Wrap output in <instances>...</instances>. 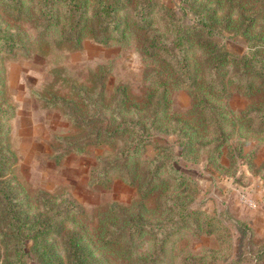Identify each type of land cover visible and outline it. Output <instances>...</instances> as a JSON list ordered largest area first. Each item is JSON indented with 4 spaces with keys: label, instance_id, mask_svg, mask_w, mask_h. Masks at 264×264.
<instances>
[{
    "label": "rangeland",
    "instance_id": "rangeland-1",
    "mask_svg": "<svg viewBox=\"0 0 264 264\" xmlns=\"http://www.w3.org/2000/svg\"><path fill=\"white\" fill-rule=\"evenodd\" d=\"M95 1L0 0L19 44L0 49V264H46L12 231L46 201L75 207L45 238L63 264L72 232L99 264H264V0H151L144 21L146 0H121L106 32ZM154 3L186 24L187 75L143 51L179 34ZM194 10L213 12L212 36L192 34Z\"/></svg>",
    "mask_w": 264,
    "mask_h": 264
},
{
    "label": "trees",
    "instance_id": "trees-1",
    "mask_svg": "<svg viewBox=\"0 0 264 264\" xmlns=\"http://www.w3.org/2000/svg\"><path fill=\"white\" fill-rule=\"evenodd\" d=\"M10 2V0H7ZM58 0H41L42 2V9L41 11L44 14H47L49 12V9L51 6H53ZM67 5L69 6L70 11H74L79 13V15H82L86 9L87 0H65ZM186 3L192 4V0H183ZM96 10L94 12L95 17L98 19V23L101 27V30L106 32L108 29H111L113 31H117L121 27L120 19L116 16V13L118 12L119 6L121 0H96ZM158 5V6H157ZM153 6H156L157 8L164 9L169 13V17L171 18V23L174 25L180 24L178 28V36L176 38V43L172 44V46L168 47L166 45L161 44L160 39L154 38L152 39V42L149 46H145L143 48V51L145 53H149V55H158L160 51H163L167 53L170 57H173L176 59V65L180 67L181 70L185 73V75L188 74V61L187 58V52H188V46L186 44L187 42V34L188 32H184V30H181L180 28H185L186 24L181 25V23H178L177 21L181 20L179 17L177 18L176 13L174 10L170 7L165 6L164 4H157L154 3ZM151 5V0H146L145 2V8L143 7L140 11L136 12L137 18L139 20L144 21L146 18V14L154 9ZM199 6L191 7L192 9H196ZM195 15L197 18L195 19V29L194 32L192 31L193 35H205V36H212L214 32L213 27V12L209 11L208 13H202L197 10H194ZM141 27V26H140ZM144 28V26H142ZM156 37V36H155ZM17 37L13 35H9L4 32H0V49H8L11 47H15L18 44ZM109 39L108 37L103 38V41H107ZM186 41V42H185ZM261 70H264V68L259 69V73ZM262 79L264 80V72L259 74ZM7 156L2 152L1 145H0V177L2 176V171L6 167V164L8 163ZM159 167V166H158ZM156 168V167H155ZM155 168L152 169L153 172H155ZM168 172L171 173L174 178L181 177V174L179 171L174 167H169ZM46 201V200H44ZM67 200L64 199L63 202ZM68 203H70L68 201ZM45 207H47L48 212H51L50 215L46 218H34L31 221H27L26 219H20L19 223L13 222L12 225V231L13 235H15V242L19 244L23 241V238H28L34 241L32 246L34 248H37V252L42 255V259L46 264H63L60 258L52 252L49 248L46 246H49L45 242L46 235L49 234L51 231L55 230H61L62 224L64 219L66 218V215L69 212H74L75 207L73 205L68 208V205L63 203L61 206V209H56L53 212V207L50 205V202H45ZM63 209L65 212H63ZM77 211V209H76ZM62 214L65 218L61 219L60 221H54V215H60ZM187 212H183L180 214V219H182L181 223H186L187 221ZM175 221V219H174ZM175 223V222H174ZM136 225H139V227L143 228L141 230H144L146 227V223L143 222L141 218H137L135 221ZM174 225V224H173ZM21 228H25L27 230L25 236L22 238L21 235ZM15 229V231H14ZM147 229L148 226H147ZM76 232H72L70 236H67L64 243V249L66 252V262L67 264H99L97 260H95V257L93 256V253H91L90 250L87 249V247L80 241V236L77 237ZM158 239V238H157ZM162 245V239L157 240V246ZM21 246H24L22 243ZM46 249V250H45ZM260 254V255H259ZM258 254L259 259L264 258V253L260 252ZM188 264H200V263H194L189 260Z\"/></svg>",
    "mask_w": 264,
    "mask_h": 264
}]
</instances>
